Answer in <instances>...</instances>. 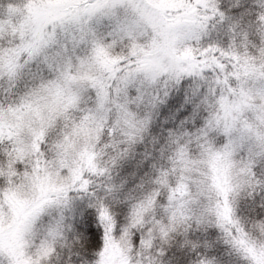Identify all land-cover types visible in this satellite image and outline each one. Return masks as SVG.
Segmentation results:
<instances>
[{"label": "snow or ice", "instance_id": "snow-or-ice-1", "mask_svg": "<svg viewBox=\"0 0 264 264\" xmlns=\"http://www.w3.org/2000/svg\"><path fill=\"white\" fill-rule=\"evenodd\" d=\"M0 264H264V0H0Z\"/></svg>", "mask_w": 264, "mask_h": 264}]
</instances>
